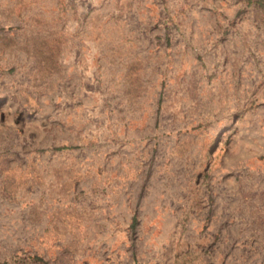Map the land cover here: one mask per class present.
Returning a JSON list of instances; mask_svg holds the SVG:
<instances>
[{
	"label": "rangeland",
	"instance_id": "1",
	"mask_svg": "<svg viewBox=\"0 0 264 264\" xmlns=\"http://www.w3.org/2000/svg\"><path fill=\"white\" fill-rule=\"evenodd\" d=\"M0 264H264V0H0Z\"/></svg>",
	"mask_w": 264,
	"mask_h": 264
}]
</instances>
